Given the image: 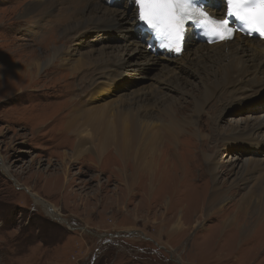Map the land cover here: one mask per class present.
<instances>
[{"label":"rangeland","instance_id":"1","mask_svg":"<svg viewBox=\"0 0 264 264\" xmlns=\"http://www.w3.org/2000/svg\"><path fill=\"white\" fill-rule=\"evenodd\" d=\"M28 1L0 0V264H264V142H260L264 136L256 133L257 144L246 140L224 143L221 131L242 121L256 124L264 109L244 113L250 104L235 105L256 96L240 94L245 102L233 99L227 108L223 107L226 103L214 100L205 116L196 119L192 98L198 78L192 76L191 84L173 97L181 99L180 110L189 121L195 120L193 125L201 127L204 134L197 133L193 140L181 134L178 142L170 145L163 125L151 129L146 142L138 146L135 163L140 173L133 186L123 171L130 174L135 166L124 168L116 154H108L110 149L106 157L89 151L70 161L75 139L68 134L66 117L73 105L81 107L79 76L70 75L66 68L50 72L61 67L60 59L34 82L16 76L9 65L21 63L18 49L25 44L48 56L50 44L67 42L78 44L83 51L103 49L123 54L124 43L118 35L104 33L119 30L111 25H105L101 35L88 31L73 43L60 40L63 35L58 22L41 20L36 24L22 17ZM124 1L116 3L120 4L116 8L124 7ZM35 27L37 32L32 31ZM131 60H137L136 56ZM146 66L134 65L136 70L114 83L105 102L110 104L160 82V69L144 78L153 67ZM5 74L9 77H2ZM262 100L264 96L251 107H264L263 102L258 104ZM154 111L152 108L153 113L159 112ZM216 113L224 121L219 122ZM204 154L214 156L229 171L218 185L228 199L213 207L206 218L190 201L197 194L207 198L214 186ZM249 159L257 162V167L251 166L248 182L235 186L240 167ZM231 160L236 167L230 166ZM145 163L152 164L146 170L157 174L153 187L141 170ZM170 181L174 186L164 188ZM249 192L253 193L251 203H242ZM204 204L205 200L201 206ZM232 219L237 220V228L244 231L247 226L249 231L243 236L231 230ZM243 238L245 245L239 241Z\"/></svg>","mask_w":264,"mask_h":264},{"label":"bare ground","instance_id":"2","mask_svg":"<svg viewBox=\"0 0 264 264\" xmlns=\"http://www.w3.org/2000/svg\"><path fill=\"white\" fill-rule=\"evenodd\" d=\"M119 5L115 4L111 6L108 4V0L28 1L23 9L24 11H22V17H27V20H31L32 22L36 21L34 22L36 24H40L41 20H45L49 24L58 22V25L62 27L58 31L63 35L60 40H71L72 42L76 37H86L88 31H93L92 34L101 35L106 33L118 35L124 43L123 50L126 48L128 50L125 52L122 50L123 54L106 53L103 49L89 52V49L83 51V48L78 44L74 46L66 42V44L62 45L50 44L46 49L49 55L43 56L40 51L30 49L28 44H25V46L23 45L18 49L21 52L19 54L16 53L20 57L21 63H11L9 69L15 71L16 76H22L34 82L41 73H44V71L60 59L61 67L51 68L50 72L55 71L57 68H61L62 70L66 68L70 70V75H78L81 84L80 88L83 91L82 94L77 95V97L83 95L81 98H78L81 107L73 105L71 107L72 111L66 117V119L68 118L66 125L69 130L67 132L69 135H74L75 139L74 148L72 151L70 150L72 155L70 161H77L89 151H96L99 155L104 154L103 156H105L107 149H110L109 153H107L116 154L121 160L123 167L131 164L135 166L130 174H127V170L123 171L126 179L129 178L131 180L130 185L133 186L136 184V179H138L140 173V169L135 163L138 162V146L142 142H146V134L151 129L163 125L170 136L169 142L172 141L171 144L169 143L170 145L178 142L181 134L189 136L190 139L198 134L200 136L204 134L201 127L193 125L195 124V120L189 121L184 116L182 113L184 111L180 110L183 106L179 103V98L173 97L174 93H182L184 88H187L191 84L190 79L192 76L198 78L197 93L192 98L196 119H201L205 116V110L209 109L210 103L214 100L222 105L226 103L223 106L225 108L233 105L230 103L233 99L239 98L241 102H245L242 99L246 98L239 96L240 94H247L249 98H252L253 95L256 96L253 100L246 102V104L239 105L237 102L235 103L236 107L250 104L246 106L243 111L244 113L264 109L261 106L256 108L251 107L257 98L264 96V43L256 39L236 36L230 42L209 46L205 43L195 42V35L188 30L185 49L181 57L169 58L167 55L156 57L148 49L146 45L147 40L144 39V36L138 29L136 23L137 11L132 3L127 0L122 4L124 7L116 8ZM207 10L211 15L218 17L224 8L221 9L220 0H209ZM105 25H111L119 30L105 31L103 33L101 29ZM35 29L37 32L38 27H35L32 31L35 32ZM119 49L121 48L117 50ZM134 56L137 58L135 61L131 60ZM138 61L141 62L138 63ZM151 64L153 67L149 69L148 75H144V78L149 79L148 76L151 72L160 69L162 73V79L159 78L160 82H156L151 87L137 89L138 91L129 93L130 95H127L126 98H123L124 96L119 97L110 104L105 102L111 95L114 83L118 80H124L123 76L126 79L136 70L134 65L146 66ZM6 74L2 77H9ZM262 102L264 103V100L258 104ZM188 105H191V103ZM152 108L155 109L154 112H156V109L159 112L153 113ZM217 115L218 120H220L219 122L224 121L219 113ZM198 125H202V120H200ZM221 131H224L222 132L225 138V140L222 139L224 143H231L232 140H238V142L246 140L257 144L259 142H257L256 133L264 136V116L260 117L256 124L251 125L248 121H242L238 125ZM215 134L214 137L216 136ZM260 142H264V139L263 141L260 140ZM111 148L113 151H111ZM204 155L206 164L210 169V180L214 186L207 198V195L197 194L190 197V201L193 203L194 208L202 209L201 214L206 218L213 207L215 208V206L228 199L222 193V190L218 188V185L220 177L229 171L217 163L214 156ZM64 156H67V154ZM163 161L168 162L169 160L165 159ZM253 165L255 168L257 167V162L254 160L249 159L243 162L235 186H239L240 182H248L246 176L251 173L250 168ZM230 166L236 167L235 162L233 163L231 160ZM141 167V170L143 169L142 172H146L143 175L146 176L149 184L153 187L152 185L158 182H156L157 174L146 170L147 167L151 168L152 164L147 166V163H145ZM165 183L164 188L166 189L174 186L171 181ZM251 193L249 192L245 195V198H243L245 201L242 203H251ZM203 200H205V204L202 207ZM232 220L230 221L231 230L244 236L248 227L245 226L246 228L243 231L235 225L237 220ZM181 222L182 216L176 226L180 228L182 226ZM239 241L241 245H245L246 241H244V238Z\"/></svg>","mask_w":264,"mask_h":264},{"label":"snow or ice","instance_id":"3","mask_svg":"<svg viewBox=\"0 0 264 264\" xmlns=\"http://www.w3.org/2000/svg\"><path fill=\"white\" fill-rule=\"evenodd\" d=\"M139 6L140 19L156 29L168 41L170 50L180 51L184 17L178 9L184 6V0H135ZM230 10L241 19L250 23L264 37V0H228ZM258 6L259 11L255 9ZM212 30L219 40L232 38V30L227 20L213 21Z\"/></svg>","mask_w":264,"mask_h":264}]
</instances>
